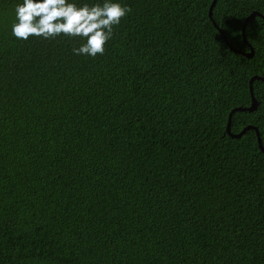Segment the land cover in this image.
Listing matches in <instances>:
<instances>
[{
  "label": "trees",
  "instance_id": "trees-1",
  "mask_svg": "<svg viewBox=\"0 0 264 264\" xmlns=\"http://www.w3.org/2000/svg\"><path fill=\"white\" fill-rule=\"evenodd\" d=\"M212 2L123 0L90 57L13 37L0 0V264H264V152L227 133L264 76V17L242 53L264 0ZM254 94L231 128L264 144Z\"/></svg>",
  "mask_w": 264,
  "mask_h": 264
},
{
  "label": "clouds",
  "instance_id": "clouds-1",
  "mask_svg": "<svg viewBox=\"0 0 264 264\" xmlns=\"http://www.w3.org/2000/svg\"><path fill=\"white\" fill-rule=\"evenodd\" d=\"M130 11L123 0H17L11 34L20 40L60 35L79 38L77 55L103 54L114 25Z\"/></svg>",
  "mask_w": 264,
  "mask_h": 264
},
{
  "label": "water",
  "instance_id": "water-1",
  "mask_svg": "<svg viewBox=\"0 0 264 264\" xmlns=\"http://www.w3.org/2000/svg\"><path fill=\"white\" fill-rule=\"evenodd\" d=\"M216 2H217V0H213L212 5L210 7V17L211 18H213V8H214ZM256 16H262V17H264V15L261 14L259 11H254V12H252L246 18L245 23L243 25V36H244V40L248 44L250 50L248 52H242L238 48H235L231 43H229L230 47L234 51H236V52H242L247 57H253L254 54H255V49L252 46V44L248 41V39L246 37V26H247L248 22L251 19H253L254 17H256ZM213 22L216 25V27L219 28V30H220V27H219V25H217V23L215 22V20ZM224 38L227 40V37L225 35H224ZM255 80H262V81H264V76L263 75L256 74V75H254L250 79V91H251V95H252V103H251L250 106H247V107H241V106H239V107L233 108V110L230 112L229 117H228L227 133L230 136L234 137V138H239L242 135H244L249 129L256 130L257 136H258L259 146H260L261 150L264 152V144H263V141H262V138H261V135H260V131H259V129L256 126L248 125L245 128H243V130H241L239 133H233L232 132V128H231V125H232V116H233L234 112H236V111H250L251 112V111H254V110H256L258 108V100H257V98H256V96L254 94V81Z\"/></svg>",
  "mask_w": 264,
  "mask_h": 264
}]
</instances>
